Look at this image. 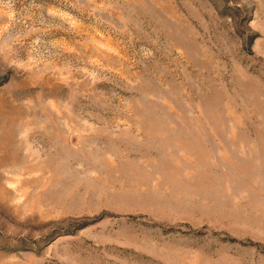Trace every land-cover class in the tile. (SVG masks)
I'll use <instances>...</instances> for the list:
<instances>
[{
	"label": "rangeland",
	"instance_id": "rangeland-1",
	"mask_svg": "<svg viewBox=\"0 0 264 264\" xmlns=\"http://www.w3.org/2000/svg\"><path fill=\"white\" fill-rule=\"evenodd\" d=\"M0 264H264V0H0Z\"/></svg>",
	"mask_w": 264,
	"mask_h": 264
}]
</instances>
